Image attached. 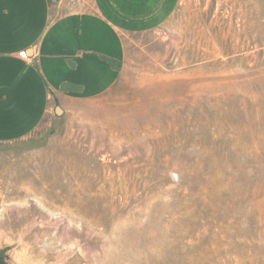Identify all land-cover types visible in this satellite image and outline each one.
<instances>
[{"label": "rangeland", "instance_id": "obj_1", "mask_svg": "<svg viewBox=\"0 0 264 264\" xmlns=\"http://www.w3.org/2000/svg\"><path fill=\"white\" fill-rule=\"evenodd\" d=\"M59 108L0 143V264H264V0H178Z\"/></svg>", "mask_w": 264, "mask_h": 264}, {"label": "crops", "instance_id": "obj_2", "mask_svg": "<svg viewBox=\"0 0 264 264\" xmlns=\"http://www.w3.org/2000/svg\"><path fill=\"white\" fill-rule=\"evenodd\" d=\"M177 3L0 0V143L50 125L57 106L107 93L129 35L163 26Z\"/></svg>", "mask_w": 264, "mask_h": 264}, {"label": "water", "instance_id": "obj_3", "mask_svg": "<svg viewBox=\"0 0 264 264\" xmlns=\"http://www.w3.org/2000/svg\"><path fill=\"white\" fill-rule=\"evenodd\" d=\"M61 109L57 106L56 107V109H55V113L57 114V115H59V114H61Z\"/></svg>", "mask_w": 264, "mask_h": 264}, {"label": "built area", "instance_id": "obj_4", "mask_svg": "<svg viewBox=\"0 0 264 264\" xmlns=\"http://www.w3.org/2000/svg\"><path fill=\"white\" fill-rule=\"evenodd\" d=\"M69 1H72V0H69ZM21 55H24V53H23V52H21Z\"/></svg>", "mask_w": 264, "mask_h": 264}]
</instances>
